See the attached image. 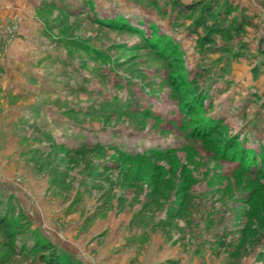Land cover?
Wrapping results in <instances>:
<instances>
[{"label":"rangeland","instance_id":"obj_1","mask_svg":"<svg viewBox=\"0 0 264 264\" xmlns=\"http://www.w3.org/2000/svg\"><path fill=\"white\" fill-rule=\"evenodd\" d=\"M27 1L0 43V264L35 240L264 264V0Z\"/></svg>","mask_w":264,"mask_h":264},{"label":"trees","instance_id":"obj_2","mask_svg":"<svg viewBox=\"0 0 264 264\" xmlns=\"http://www.w3.org/2000/svg\"><path fill=\"white\" fill-rule=\"evenodd\" d=\"M194 5H189L187 8L189 10L193 9ZM31 247L27 249L28 251H37V255H35L37 264H79L77 260H73V256L71 254H67L61 252V250L57 249L52 243L45 241L37 242L33 241ZM24 246V245H23ZM26 250V247L21 248V250ZM75 259V258H74Z\"/></svg>","mask_w":264,"mask_h":264},{"label":"crops","instance_id":"obj_3","mask_svg":"<svg viewBox=\"0 0 264 264\" xmlns=\"http://www.w3.org/2000/svg\"><path fill=\"white\" fill-rule=\"evenodd\" d=\"M25 2H27L26 4H29L27 0H25ZM20 6H21V0H0V43H2L1 37L5 39V35H3V33H5L6 27L8 26L5 16H11L14 13H18ZM28 23H29V20L22 19V21L19 24L20 25L19 29L21 28V32L20 31L18 32L19 33H22V32L29 33L30 26L28 25ZM6 47H8L10 50H13V48L15 47V41H10L9 45ZM10 60L11 61L15 60L13 55H10ZM61 247L63 246L61 245ZM65 249L71 250L68 247Z\"/></svg>","mask_w":264,"mask_h":264}]
</instances>
